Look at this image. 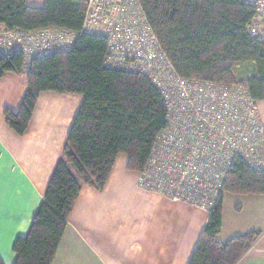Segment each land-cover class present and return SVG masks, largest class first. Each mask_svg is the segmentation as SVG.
Returning <instances> with one entry per match:
<instances>
[{"label": "trees", "instance_id": "trees-1", "mask_svg": "<svg viewBox=\"0 0 264 264\" xmlns=\"http://www.w3.org/2000/svg\"><path fill=\"white\" fill-rule=\"evenodd\" d=\"M146 18L178 74L185 79L241 85L264 100V43L246 26L254 8L245 0H140ZM88 0H46L40 8L25 0H0V25L38 31H81ZM107 41L80 35L67 52L33 58L0 56V78L27 71L28 90L17 114L5 111L8 126L24 135L42 93L83 96L64 156L57 163L45 198L27 236L13 246L15 264H53L82 184L103 189L117 158L128 157L129 171L146 167L156 140L167 125V106L159 90L138 73L104 66ZM254 64L250 77L238 81L236 66ZM225 193L264 195V172L236 158L212 209L189 264H237L261 236L252 231L219 242ZM0 264H4L0 258Z\"/></svg>", "mask_w": 264, "mask_h": 264}, {"label": "crops", "instance_id": "crops-1", "mask_svg": "<svg viewBox=\"0 0 264 264\" xmlns=\"http://www.w3.org/2000/svg\"><path fill=\"white\" fill-rule=\"evenodd\" d=\"M40 8L46 0H25ZM250 64L254 70L253 63ZM246 65V64H243ZM28 90L27 71L0 78V258L15 264L13 246L27 236L59 160L83 96L42 93L24 135L6 123ZM264 122V100L258 102ZM121 154L101 190L82 184L53 264H189L211 212L139 187ZM227 194V193H226ZM229 194V193H228ZM224 194L217 240L257 231L237 264H264V195Z\"/></svg>", "mask_w": 264, "mask_h": 264}, {"label": "built area", "instance_id": "built-area-1", "mask_svg": "<svg viewBox=\"0 0 264 264\" xmlns=\"http://www.w3.org/2000/svg\"><path fill=\"white\" fill-rule=\"evenodd\" d=\"M245 1L254 8L246 32L264 43V0ZM82 34L107 41L106 68L146 76L166 103L167 125L139 173L141 189L211 212L236 158L264 172V122L258 102L241 85L181 77L140 0H88L79 32L0 25V56L20 51L29 67L33 58L70 51Z\"/></svg>", "mask_w": 264, "mask_h": 264}, {"label": "rangeland", "instance_id": "rangeland-1", "mask_svg": "<svg viewBox=\"0 0 264 264\" xmlns=\"http://www.w3.org/2000/svg\"><path fill=\"white\" fill-rule=\"evenodd\" d=\"M237 70V79H238V81H241V80H243V79H245V78H248V77H250L251 75H252V73H253V68H252V66L250 65V64H246V65H240V68L239 69H236ZM225 195H226V197L228 198V199H231L230 197H234V195L235 194H226L225 193Z\"/></svg>", "mask_w": 264, "mask_h": 264}]
</instances>
